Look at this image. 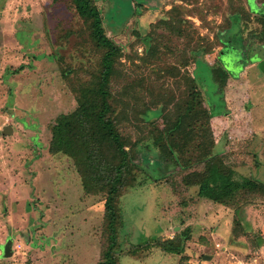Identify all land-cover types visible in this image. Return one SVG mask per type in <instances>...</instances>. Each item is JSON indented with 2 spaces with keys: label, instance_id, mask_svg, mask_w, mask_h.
Segmentation results:
<instances>
[{
  "label": "rangeland",
  "instance_id": "1",
  "mask_svg": "<svg viewBox=\"0 0 264 264\" xmlns=\"http://www.w3.org/2000/svg\"><path fill=\"white\" fill-rule=\"evenodd\" d=\"M94 2L124 52L112 89L127 112L128 137L138 141L135 185L119 199L117 264H264V197L235 210L182 183L211 150L237 174L264 182V0ZM147 32L150 52L136 35ZM97 59L70 0H0V264L100 261L104 195L85 193L73 161L48 151L55 119L77 105L69 74L95 69ZM212 59L230 74L221 91ZM181 72L195 77L219 117L204 138L195 129L186 146L175 132L164 141H172L168 150L153 144L163 119L152 135L146 121L161 112V101L171 120L185 106ZM143 106L154 108L140 122L133 109ZM175 235L186 237L181 254L155 246Z\"/></svg>",
  "mask_w": 264,
  "mask_h": 264
},
{
  "label": "trees",
  "instance_id": "2",
  "mask_svg": "<svg viewBox=\"0 0 264 264\" xmlns=\"http://www.w3.org/2000/svg\"><path fill=\"white\" fill-rule=\"evenodd\" d=\"M70 6L82 21L98 59L95 69H73L69 74L76 82L73 91L77 105L71 113L61 114L55 119V124L51 127L48 151L51 154L62 153L73 161L85 193L104 195L105 242L97 264H117L119 229L122 225L119 199L126 189L135 185V170L138 168L133 154V148L138 146V141H131L128 137L130 133L121 120L122 116L126 117L127 112L124 114L118 105L120 93H115L112 89V81L118 71L117 63L124 56V52L122 47L107 35L101 11L94 0H70ZM136 35L144 49L150 52L154 38L152 33ZM207 65L213 82L221 91L230 74L215 59L209 60ZM180 78L187 89L185 106L178 107L181 108L178 111L175 107L174 112L170 113L173 116L171 120L164 112L169 105H164L161 101L157 103L162 105L161 112L151 122L145 120L150 127L148 134L152 135L156 121L163 119L164 127L154 131L158 136H155L153 144H160V147H167L168 150H171L172 141H167V144L164 141L167 138L171 140L175 132L182 133L183 146H186L195 129L199 128L200 135L204 138V132L210 130L211 122L219 117L213 115L203 101L195 77L181 72ZM153 108L143 106L138 110L133 109L134 117L142 122L143 119L139 116L145 115ZM217 143L218 140L211 145L212 149ZM199 164L203 166L201 170H193L182 178L183 185L196 187L199 196L217 204L232 206L235 210L241 209L259 195L264 197V182L237 174L235 169L224 162L222 155L213 153L212 150L203 153ZM237 226L239 227L234 229L235 234L236 229H241V225ZM257 237L258 235H255L252 240ZM185 242L184 235H175L172 239L157 241L155 246L166 253L181 254ZM262 242V237H259L258 245Z\"/></svg>",
  "mask_w": 264,
  "mask_h": 264
},
{
  "label": "water",
  "instance_id": "3",
  "mask_svg": "<svg viewBox=\"0 0 264 264\" xmlns=\"http://www.w3.org/2000/svg\"><path fill=\"white\" fill-rule=\"evenodd\" d=\"M7 128H9V127H7ZM203 258L209 260L211 258V256L204 255Z\"/></svg>",
  "mask_w": 264,
  "mask_h": 264
}]
</instances>
